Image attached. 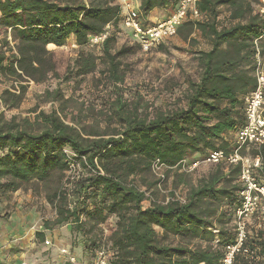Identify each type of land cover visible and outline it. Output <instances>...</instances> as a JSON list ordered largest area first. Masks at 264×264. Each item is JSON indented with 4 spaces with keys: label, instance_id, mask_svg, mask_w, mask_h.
I'll use <instances>...</instances> for the list:
<instances>
[{
    "label": "trees",
    "instance_id": "1",
    "mask_svg": "<svg viewBox=\"0 0 264 264\" xmlns=\"http://www.w3.org/2000/svg\"><path fill=\"white\" fill-rule=\"evenodd\" d=\"M138 2L141 19L173 7L172 0ZM256 7V0L198 1L200 20L185 21L177 35L194 44L197 33L210 49L196 53L199 73L187 81L182 99L160 109L139 94L125 98L119 87L123 52L114 53L116 37L110 33L122 27L118 0H0V74L18 84L0 93L4 108L20 106L26 90L20 83L81 81L98 72L110 89L98 109L65 99L57 84L40 95L50 111L9 120L0 114V197L30 186L55 212L35 233L38 242L66 225L65 248L82 264L99 250L105 251L107 264H220L235 234L216 229L214 217L219 206L233 212L238 206V166L213 165L207 178L190 187L184 204L144 202L146 192L157 189L154 161L180 179L182 161L227 151L226 136L243 126V98L255 87L252 40L262 27ZM222 8L229 13L227 27L218 25ZM102 34L99 56L82 52L91 37ZM71 37L79 51L60 77L47 49L63 47ZM66 150L82 170L72 182L66 179ZM258 152L264 176V145ZM252 235L246 234L233 264H264V225ZM171 237L178 243H167ZM198 240L210 244L194 245ZM244 250L253 258L247 259Z\"/></svg>",
    "mask_w": 264,
    "mask_h": 264
},
{
    "label": "rangeland",
    "instance_id": "2",
    "mask_svg": "<svg viewBox=\"0 0 264 264\" xmlns=\"http://www.w3.org/2000/svg\"><path fill=\"white\" fill-rule=\"evenodd\" d=\"M228 12L225 9H220L218 17V25L220 27H227L230 24ZM114 33L116 42L114 45V53L123 52L118 56V62L121 64V70L124 74V81L119 87L123 90V96L130 99L133 95L139 94L144 98V101L152 104L156 108L166 109L173 107L176 99H182L184 90L187 86L188 80L195 81L197 79L199 69L196 61V53L205 52L210 49L208 40L202 38L199 34H195L192 38L194 44L184 42L181 36L176 35L169 40H166L163 45L151 52H143L130 38L129 31H125L121 26L116 29H110V33ZM1 39V36H0ZM9 45L12 46L10 38L7 39ZM47 50L52 51L58 75L62 77L65 73L66 67L73 59L76 58L79 49L74 43L67 42L63 47L53 48L49 47ZM84 53H92L99 56L100 52L97 46L86 47L82 49ZM8 55V54H7ZM26 87L22 102L18 108L7 109L0 104V114L4 119L9 120L11 117H29L33 116L32 111H45L51 109L50 103H42L40 95L45 90L54 89L57 84L62 92L63 97L74 98L76 100L84 101L85 106L92 104L96 108H100L104 103L107 92L105 90L104 79L96 72L94 74L84 77L81 81L72 80L70 82H61L60 79L50 78L44 83L34 84L20 83ZM17 83L12 79L3 77L0 74V93L5 89H11L12 86L17 87ZM181 105V104H180ZM54 106H57L56 104ZM227 150L231 149L234 142V133H229L226 136ZM68 155L69 164H74L70 151L66 150ZM251 156V151L244 152ZM198 155L194 156V159ZM77 166L76 164H74ZM226 170V166L222 164ZM215 167L211 165H199L194 171L184 172L181 178L174 177L172 172L165 171V180L158 184L156 181L157 189L154 187L146 192V201L144 206H147L150 201L164 202L173 197H180L186 199L191 186L197 184L204 178H207ZM82 170L76 167V171L71 176H79ZM259 175V174H258ZM68 177V171L66 173ZM70 177V176H69ZM55 218V212L42 195L35 194L30 186H26L14 193H6L0 197V248L3 246L2 240H7L9 237L17 238L20 235L19 229L23 224H27L32 228L33 234L42 229V224L45 221H51ZM216 218L221 220L217 223ZM260 221V222H258ZM216 229H222L229 235L234 234V212L231 207L219 206L216 210L214 217ZM260 224L258 227L257 225ZM264 225V221L260 218H252L248 221L246 232L249 236H253V232ZM68 226L53 228L48 233H45L46 239L49 240V246L34 241L33 251H41L46 247L59 246L65 248L68 239ZM215 234L217 232H214ZM19 241V240H18ZM29 241L16 243L10 245V249L3 253L8 257L19 256L27 249ZM167 243L175 245L178 243L177 239L169 238ZM194 245L207 247L210 243L205 240H198ZM192 244V245H193ZM211 244H216V238ZM51 247V248H52ZM32 250V249H31ZM7 257V258H8ZM79 260V258L77 257Z\"/></svg>",
    "mask_w": 264,
    "mask_h": 264
},
{
    "label": "built area",
    "instance_id": "3",
    "mask_svg": "<svg viewBox=\"0 0 264 264\" xmlns=\"http://www.w3.org/2000/svg\"><path fill=\"white\" fill-rule=\"evenodd\" d=\"M199 0H172L173 7L169 10L166 19L148 25L144 23L138 11V0H118L121 12V24L133 42L143 51L151 52L165 43L166 40L177 35V29L187 20L198 21L201 14L198 10ZM256 12L262 20V27L259 35L252 40L253 49V77L255 80L254 89L243 98L244 124L234 133V142L231 149L227 151H210L200 158L187 163L182 161L183 172L194 171L199 165L238 166V206L234 210V244L225 248L220 264H233L235 256L242 248L246 240V228L248 221L252 218H261L264 221V176L258 175L261 170L260 148L264 145V0H256ZM106 38V34L93 36L89 39V47L98 46ZM254 150V156L244 154ZM67 154V153H66ZM72 155V154H71ZM74 164L69 165L68 182L78 178L71 176L75 171ZM170 170L168 167L154 161L151 172L158 181V184L165 180V173ZM165 171V173H163ZM70 176V177H69ZM174 201L180 204L185 199L171 197L164 201V204ZM260 222V221H258ZM258 227L260 224L257 225ZM49 246V240L44 241ZM247 259H252L253 254L243 251ZM57 256L67 264H82L67 248H60ZM88 264H107L104 250H99Z\"/></svg>",
    "mask_w": 264,
    "mask_h": 264
},
{
    "label": "crops",
    "instance_id": "4",
    "mask_svg": "<svg viewBox=\"0 0 264 264\" xmlns=\"http://www.w3.org/2000/svg\"><path fill=\"white\" fill-rule=\"evenodd\" d=\"M169 10V8L155 9L151 11L142 21L148 25L160 22L166 19L169 15ZM67 42L74 43V40L71 37ZM17 229H19L20 232L18 239L9 237L6 241L2 240L3 246L0 248V264H67L57 256L58 250L62 247L51 246L52 248L46 247L41 251L36 250L34 252L32 247L34 246L36 238L35 234L31 232L33 229L29 228L27 224H23L22 226L19 225ZM46 238V235H44V239ZM21 241H29L27 244V249L29 250L24 251L19 256H13L12 258L8 257L7 254L3 255V253H6L10 249V245L15 246L16 243H20Z\"/></svg>",
    "mask_w": 264,
    "mask_h": 264
}]
</instances>
